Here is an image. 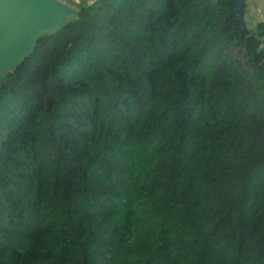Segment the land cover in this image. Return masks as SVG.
<instances>
[{
    "label": "trees",
    "instance_id": "obj_1",
    "mask_svg": "<svg viewBox=\"0 0 264 264\" xmlns=\"http://www.w3.org/2000/svg\"><path fill=\"white\" fill-rule=\"evenodd\" d=\"M75 7L0 81V264H264V21Z\"/></svg>",
    "mask_w": 264,
    "mask_h": 264
},
{
    "label": "water",
    "instance_id": "obj_2",
    "mask_svg": "<svg viewBox=\"0 0 264 264\" xmlns=\"http://www.w3.org/2000/svg\"><path fill=\"white\" fill-rule=\"evenodd\" d=\"M234 1L231 13L244 29L247 0ZM77 18L78 9L62 0H0V81H6L4 75L15 71L39 38L56 33Z\"/></svg>",
    "mask_w": 264,
    "mask_h": 264
},
{
    "label": "crops",
    "instance_id": "obj_3",
    "mask_svg": "<svg viewBox=\"0 0 264 264\" xmlns=\"http://www.w3.org/2000/svg\"><path fill=\"white\" fill-rule=\"evenodd\" d=\"M247 14L250 18L257 19L255 21V24L257 22L264 21V0H247L244 3L243 16L244 15L246 16ZM244 19H246V17H244ZM263 39H264V34H263Z\"/></svg>",
    "mask_w": 264,
    "mask_h": 264
},
{
    "label": "rangeland",
    "instance_id": "obj_4",
    "mask_svg": "<svg viewBox=\"0 0 264 264\" xmlns=\"http://www.w3.org/2000/svg\"><path fill=\"white\" fill-rule=\"evenodd\" d=\"M62 1H64L65 3H67L69 5H72L74 7H75L76 2H77V0H62ZM89 1L91 2L92 0H89ZM247 16H248V14L246 16L245 15L243 16V19H244V17H246V19H244L245 27L253 28L255 26V21L257 19H253V18H250L249 16L248 17Z\"/></svg>",
    "mask_w": 264,
    "mask_h": 264
}]
</instances>
